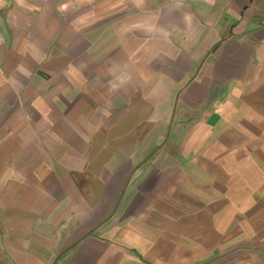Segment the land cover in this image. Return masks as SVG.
I'll list each match as a JSON object with an SVG mask.
<instances>
[{
    "label": "crops",
    "instance_id": "obj_1",
    "mask_svg": "<svg viewBox=\"0 0 264 264\" xmlns=\"http://www.w3.org/2000/svg\"><path fill=\"white\" fill-rule=\"evenodd\" d=\"M0 264H264V0H0Z\"/></svg>",
    "mask_w": 264,
    "mask_h": 264
}]
</instances>
